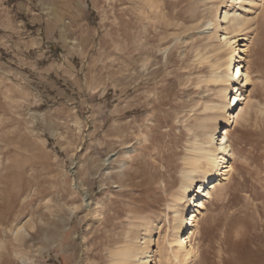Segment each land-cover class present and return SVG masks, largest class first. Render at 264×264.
I'll use <instances>...</instances> for the list:
<instances>
[{"label": "rangeland", "instance_id": "374dc122", "mask_svg": "<svg viewBox=\"0 0 264 264\" xmlns=\"http://www.w3.org/2000/svg\"><path fill=\"white\" fill-rule=\"evenodd\" d=\"M223 1L0 0V264H112L128 242L177 264L167 206L229 111L209 80ZM236 15L248 102L181 264H264V0Z\"/></svg>", "mask_w": 264, "mask_h": 264}, {"label": "bare ground", "instance_id": "6f19581e", "mask_svg": "<svg viewBox=\"0 0 264 264\" xmlns=\"http://www.w3.org/2000/svg\"><path fill=\"white\" fill-rule=\"evenodd\" d=\"M261 2L262 0H225L217 11L225 9L224 4L230 10L219 11V17L213 16L207 24L214 35L221 32L215 38L218 43V48L214 50L215 53H226L227 55L224 70L220 69L219 59H216L209 80L221 85L218 90L228 102L224 108L227 107L229 111L224 112L217 128L207 129L194 135L189 146L187 145L188 156L183 163L185 165H183L184 168L180 174V185L171 196V202L167 206V209L173 210L174 213L173 225L168 237V243L171 247L174 246V249L171 248L169 259L177 264L194 258L191 240L195 234L194 227L205 209L204 201L210 198L211 192L217 184L227 180L232 170L233 155L228 142L227 130L235 120L238 121L243 108L235 116L234 112L230 110L232 108L235 110L237 103L247 104L248 97L245 93L251 82L249 73L244 66L232 65L239 58L242 59V63L246 62L248 47V38L244 36V27L247 21L235 17L238 11L244 10V4L254 6ZM209 106H207L208 110ZM219 106L222 108L223 104L215 107ZM113 257L112 264H151L152 262V252L147 247H135L134 242H128L122 246L119 251L113 254Z\"/></svg>", "mask_w": 264, "mask_h": 264}, {"label": "built area", "instance_id": "2783aa9c", "mask_svg": "<svg viewBox=\"0 0 264 264\" xmlns=\"http://www.w3.org/2000/svg\"><path fill=\"white\" fill-rule=\"evenodd\" d=\"M240 60H242V59H236L235 61H236V63H233L232 65L234 66V65H242L243 63H242V61H240ZM234 61V62H235ZM240 61V62H239ZM236 69H237V67L235 68V71H236Z\"/></svg>", "mask_w": 264, "mask_h": 264}]
</instances>
